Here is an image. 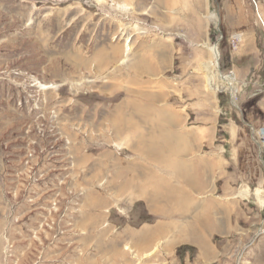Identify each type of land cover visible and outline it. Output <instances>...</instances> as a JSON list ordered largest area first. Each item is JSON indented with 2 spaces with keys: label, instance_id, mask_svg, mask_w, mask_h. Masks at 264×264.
Listing matches in <instances>:
<instances>
[{
  "label": "rangeland",
  "instance_id": "obj_1",
  "mask_svg": "<svg viewBox=\"0 0 264 264\" xmlns=\"http://www.w3.org/2000/svg\"><path fill=\"white\" fill-rule=\"evenodd\" d=\"M262 127L264 0H0V264H264Z\"/></svg>",
  "mask_w": 264,
  "mask_h": 264
},
{
  "label": "bare ground",
  "instance_id": "obj_2",
  "mask_svg": "<svg viewBox=\"0 0 264 264\" xmlns=\"http://www.w3.org/2000/svg\"><path fill=\"white\" fill-rule=\"evenodd\" d=\"M237 38H239V36L237 35ZM209 47H211L210 49H211V51H213L214 53L216 52V49H217V46H214V45H211V46H209ZM216 47V48H215ZM126 51L128 50V45H126V49H125ZM217 53H218V49H217ZM219 54V53H218ZM217 59H218V57H217ZM216 66H217V64H216ZM215 76L216 75H218L220 78H221V80L223 81V83H225V84H227L228 85V83L230 84H232V86L234 85V87L233 88H235L234 90L232 89V87H230L229 85L227 86V88H222V87H219V86H217L218 84L217 83H215V86H217V88H216V90H228V91H230L233 95H234V93H235V91H236V85H235V83H236V78H235V76H234V74L232 73V72H230V73H226V74H221L219 71H218V73L217 72H215V73H213ZM228 82V83H227ZM43 86V88H49V87H51L50 85H42ZM215 91V90H214ZM257 133L259 134V136H260V138H261V141H262V144H263V142H264V127H262V128H260L258 131H257ZM263 147H264V145H263ZM167 192H169V190L167 191ZM167 194V193H166ZM167 197H170V196H167ZM173 198H175V197H173ZM167 199V198H166ZM174 202H178V198L176 197L175 198V201ZM263 230H264V227L262 228Z\"/></svg>",
  "mask_w": 264,
  "mask_h": 264
},
{
  "label": "crops",
  "instance_id": "obj_3",
  "mask_svg": "<svg viewBox=\"0 0 264 264\" xmlns=\"http://www.w3.org/2000/svg\"><path fill=\"white\" fill-rule=\"evenodd\" d=\"M239 36H240V34H239ZM240 38V37H239ZM208 49L210 50V52H211V55H212V51H211V49H210V47L208 46ZM216 54H217V50H216ZM212 58H214L215 59V57H213L212 56ZM215 60H217V57H216V59ZM212 62V61H211ZM209 63H207V65H205L206 67H209V65H208ZM211 66V65H210ZM213 75V74H212ZM214 76V75H213ZM209 77H211V74L209 75ZM212 85H213V83H212ZM237 90V89H236ZM236 92V91H235ZM132 149H134V147H132ZM138 148L136 147V150H137ZM170 155H166V158L165 159H169L170 157H169ZM173 156H174V154H173ZM137 236H135V237H133V239L134 240H137ZM134 243H138V241H134Z\"/></svg>",
  "mask_w": 264,
  "mask_h": 264
},
{
  "label": "water",
  "instance_id": "obj_4",
  "mask_svg": "<svg viewBox=\"0 0 264 264\" xmlns=\"http://www.w3.org/2000/svg\"><path fill=\"white\" fill-rule=\"evenodd\" d=\"M214 46H216V44H214Z\"/></svg>",
  "mask_w": 264,
  "mask_h": 264
}]
</instances>
